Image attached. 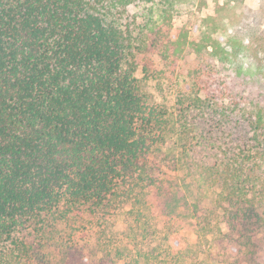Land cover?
Returning a JSON list of instances; mask_svg holds the SVG:
<instances>
[{"label":"trees","instance_id":"trees-1","mask_svg":"<svg viewBox=\"0 0 264 264\" xmlns=\"http://www.w3.org/2000/svg\"><path fill=\"white\" fill-rule=\"evenodd\" d=\"M182 1L0 0V264H105L85 248L148 189L183 240L186 169L218 190L229 264H264V27L194 34L173 24ZM140 65L166 75L172 110ZM64 221L85 224L68 245Z\"/></svg>","mask_w":264,"mask_h":264},{"label":"rangeland","instance_id":"rangeland-1","mask_svg":"<svg viewBox=\"0 0 264 264\" xmlns=\"http://www.w3.org/2000/svg\"><path fill=\"white\" fill-rule=\"evenodd\" d=\"M179 9L180 14L173 18V24L194 34L201 35L207 31L216 34L218 27L220 36L225 39L236 30L242 35L251 33V28L264 27V0H184L180 2ZM128 10L133 14L140 10V6L131 4ZM138 21H142V18ZM157 67L161 69L163 64ZM136 75L150 99L172 110L173 88L162 82L165 74L148 78L140 65ZM174 141L175 134L171 133L165 146L167 151L174 150ZM164 169L171 177L175 175L167 166ZM185 174L189 176L187 184L182 180ZM179 177L182 190L188 195L195 212L193 218H176L174 226L183 240L176 232L166 231L164 218L154 200L155 193L148 189L138 202L123 203L119 211L104 223V228L99 230L101 232L97 236H100L106 249L98 247V250L93 248L91 251L87 247L83 255L91 256V259H95L92 252L97 259L104 255V260H108L105 264H229L222 253L219 238L221 232L228 231V224L217 202L218 190L205 183L195 171L186 169L179 173ZM85 223L87 227L91 226ZM84 225L64 221L55 235L56 241L68 245L72 239L80 238L84 233ZM72 251L70 257L75 260L82 256L79 251Z\"/></svg>","mask_w":264,"mask_h":264}]
</instances>
